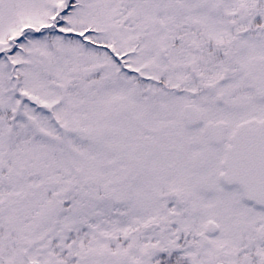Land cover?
Wrapping results in <instances>:
<instances>
[{"label": "snow or ice", "instance_id": "snow-or-ice-1", "mask_svg": "<svg viewBox=\"0 0 264 264\" xmlns=\"http://www.w3.org/2000/svg\"><path fill=\"white\" fill-rule=\"evenodd\" d=\"M0 264H264V0H0Z\"/></svg>", "mask_w": 264, "mask_h": 264}]
</instances>
